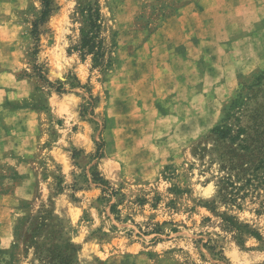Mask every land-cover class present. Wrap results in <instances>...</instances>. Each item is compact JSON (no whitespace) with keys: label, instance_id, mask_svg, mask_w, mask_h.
Returning <instances> with one entry per match:
<instances>
[{"label":"rangeland","instance_id":"rangeland-1","mask_svg":"<svg viewBox=\"0 0 264 264\" xmlns=\"http://www.w3.org/2000/svg\"><path fill=\"white\" fill-rule=\"evenodd\" d=\"M48 1L0 0V264H264V165L222 192L264 158V0ZM150 148L141 187L95 170Z\"/></svg>","mask_w":264,"mask_h":264},{"label":"trees","instance_id":"trees-1","mask_svg":"<svg viewBox=\"0 0 264 264\" xmlns=\"http://www.w3.org/2000/svg\"><path fill=\"white\" fill-rule=\"evenodd\" d=\"M45 10L42 13L41 21H43L49 13V1L48 0H41ZM82 17L85 22V27L82 29V39H81V46L80 51L83 52L84 55L89 54L92 55L93 58V66L96 67L97 65L101 64V61L103 60V47L102 42L98 40L99 38V29L100 26L98 25L99 21V13L96 8L92 7L91 5H88L85 9L81 12ZM36 29L37 25L34 26L33 35L36 37ZM227 120H222V125L214 128V131L218 134V136L222 139H230L231 141L240 140V137L237 135L235 137L232 136V128L230 125H227ZM239 134V132H238ZM242 144L239 145L241 150L248 151L249 148L245 144V140H241ZM264 165V158H261L258 160V165H256L253 169V174H251V178L245 179L246 183L241 188H234L232 183L228 180L224 183V188H222V192L225 194L228 190V188H233L232 190L235 191V193H230L231 198L230 201H235L236 199L240 198V192L244 190L246 187H250L256 189L260 187L259 184L254 185L252 184L256 180H259V177L257 173L259 170L262 169V166ZM247 172V169L242 168L241 165V174H245ZM222 193V194H223Z\"/></svg>","mask_w":264,"mask_h":264},{"label":"crops","instance_id":"crops-1","mask_svg":"<svg viewBox=\"0 0 264 264\" xmlns=\"http://www.w3.org/2000/svg\"><path fill=\"white\" fill-rule=\"evenodd\" d=\"M151 152H144L142 150H137L138 154H134L135 157H133L130 161V164L126 168L122 163L117 162L116 160L110 158V159H102L101 162L96 166L95 170L102 174L103 178L109 183H119V184H125L127 187L136 188L141 187L142 184L146 181V176L154 173L156 175L159 168V163L156 160L155 157H153L152 153H155V150L150 148ZM154 151V152H153ZM128 153V151H126ZM130 154V152L128 153ZM64 160L68 158V156H65ZM130 159V158H129ZM159 159V158H157ZM65 166L62 165V167L59 170V173L63 177L64 184L69 185V179L68 175L65 174ZM127 171L126 175H124ZM71 171V170H70ZM98 191V189H83L75 191V196L79 197V204L80 205H87L89 204V201L92 199V194H95V192ZM27 196H23V198H26ZM58 202H60V206L56 208V211H62V205L66 202V196L60 195L58 196ZM91 214V213H90ZM92 220V218L90 219ZM76 237L79 236V234L75 233Z\"/></svg>","mask_w":264,"mask_h":264}]
</instances>
